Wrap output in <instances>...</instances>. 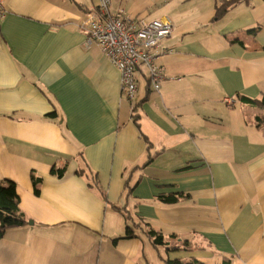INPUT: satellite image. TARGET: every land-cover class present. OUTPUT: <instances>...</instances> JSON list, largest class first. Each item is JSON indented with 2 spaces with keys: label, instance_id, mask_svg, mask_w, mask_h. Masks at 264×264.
<instances>
[{
  "label": "crops",
  "instance_id": "1",
  "mask_svg": "<svg viewBox=\"0 0 264 264\" xmlns=\"http://www.w3.org/2000/svg\"><path fill=\"white\" fill-rule=\"evenodd\" d=\"M219 1L111 0L172 25L160 89L139 66L130 102L79 27L97 0H3L0 179L32 224L0 264H264V0Z\"/></svg>",
  "mask_w": 264,
  "mask_h": 264
},
{
  "label": "built area",
  "instance_id": "2",
  "mask_svg": "<svg viewBox=\"0 0 264 264\" xmlns=\"http://www.w3.org/2000/svg\"><path fill=\"white\" fill-rule=\"evenodd\" d=\"M110 5L111 0H97L96 7L86 13L79 27L86 34L85 44H97L117 68L121 95L131 102L136 97L135 71L139 66L145 69L148 85L154 91L160 89L164 75L157 59L167 53L163 40L171 35L172 25L161 19L135 21L122 9L112 12ZM4 15L0 0V18Z\"/></svg>",
  "mask_w": 264,
  "mask_h": 264
},
{
  "label": "trees",
  "instance_id": "3",
  "mask_svg": "<svg viewBox=\"0 0 264 264\" xmlns=\"http://www.w3.org/2000/svg\"><path fill=\"white\" fill-rule=\"evenodd\" d=\"M247 0H220L215 6L214 18L221 17L231 6L244 2ZM264 105V97L260 101H256ZM150 159V158H149ZM149 161V160H148ZM55 170V169H53ZM58 176L63 173V169H56L54 171ZM34 191L37 193V181L36 178L31 176ZM160 199L164 202L171 203L175 201V197L172 196H160ZM28 222L25 213L19 206V197L16 192V185L13 181L8 179H0V237L4 234L5 230L11 227L22 226ZM124 237L130 238L134 236L130 227H126ZM147 234L152 238L154 245L163 244L162 235L160 232L153 229H148ZM117 238L114 239L116 241ZM162 264H200L197 260H191L183 262L179 259H164Z\"/></svg>",
  "mask_w": 264,
  "mask_h": 264
},
{
  "label": "rangeland",
  "instance_id": "4",
  "mask_svg": "<svg viewBox=\"0 0 264 264\" xmlns=\"http://www.w3.org/2000/svg\"><path fill=\"white\" fill-rule=\"evenodd\" d=\"M145 239H146V238L143 237V242H144V243H145ZM164 240H165V238H164ZM157 251H158V253H157V252L155 253L154 250H153V252H152V254H154V255H153V257H154L153 259H154L155 263H156V260L158 261V259H159V258H158V254H160L161 256H164V253H165L164 251H166V250H165V247H164V246H162V245H158V250H157Z\"/></svg>",
  "mask_w": 264,
  "mask_h": 264
},
{
  "label": "water",
  "instance_id": "5",
  "mask_svg": "<svg viewBox=\"0 0 264 264\" xmlns=\"http://www.w3.org/2000/svg\"><path fill=\"white\" fill-rule=\"evenodd\" d=\"M29 224H32V221L31 220H29V222H28Z\"/></svg>",
  "mask_w": 264,
  "mask_h": 264
}]
</instances>
